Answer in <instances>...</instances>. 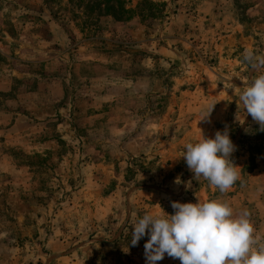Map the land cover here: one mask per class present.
<instances>
[{
    "label": "rangeland",
    "instance_id": "rangeland-1",
    "mask_svg": "<svg viewBox=\"0 0 264 264\" xmlns=\"http://www.w3.org/2000/svg\"><path fill=\"white\" fill-rule=\"evenodd\" d=\"M90 1L0 0V264H146L135 221L198 198L264 243V131L239 101L264 0H124L121 19ZM226 126L243 183L221 194L182 155Z\"/></svg>",
    "mask_w": 264,
    "mask_h": 264
},
{
    "label": "clouds",
    "instance_id": "clouds-1",
    "mask_svg": "<svg viewBox=\"0 0 264 264\" xmlns=\"http://www.w3.org/2000/svg\"><path fill=\"white\" fill-rule=\"evenodd\" d=\"M243 62L253 72L264 67V56L245 49ZM247 115L264 131V73L254 75L239 95ZM214 105L201 113L200 121L210 117ZM199 121V122H200ZM182 155L194 179L203 178L221 194H226L241 173L231 159L236 146L230 139L229 129L216 131L214 138H202L184 145ZM173 214L163 208L157 213H145L132 227L131 245L136 246L146 235L144 245L146 264H157L168 257L181 264H264V243L255 235L251 214H239L229 203L221 200L171 203Z\"/></svg>",
    "mask_w": 264,
    "mask_h": 264
},
{
    "label": "trees",
    "instance_id": "trees-1",
    "mask_svg": "<svg viewBox=\"0 0 264 264\" xmlns=\"http://www.w3.org/2000/svg\"><path fill=\"white\" fill-rule=\"evenodd\" d=\"M87 9L97 11L98 15L106 14L118 19L128 17L132 13V9L125 6L124 0H92L87 3Z\"/></svg>",
    "mask_w": 264,
    "mask_h": 264
}]
</instances>
